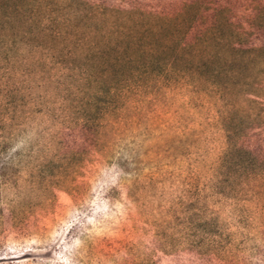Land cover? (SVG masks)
<instances>
[{
    "label": "rangeland",
    "instance_id": "374dc122",
    "mask_svg": "<svg viewBox=\"0 0 264 264\" xmlns=\"http://www.w3.org/2000/svg\"><path fill=\"white\" fill-rule=\"evenodd\" d=\"M0 264H264V0H0Z\"/></svg>",
    "mask_w": 264,
    "mask_h": 264
},
{
    "label": "trees",
    "instance_id": "16d2710c",
    "mask_svg": "<svg viewBox=\"0 0 264 264\" xmlns=\"http://www.w3.org/2000/svg\"><path fill=\"white\" fill-rule=\"evenodd\" d=\"M173 43H176L175 46H174V55L173 57L177 58L176 56H178V53H180V56L183 52V46L180 45V42H176V39H174L172 36L170 38H168V40L166 41L165 45L163 46V49H167L168 47H170ZM189 46H192V45H189ZM189 46H185V47H189ZM184 47V49H185ZM234 49H238L237 47L233 46ZM194 47L188 51V56L187 55H184L185 57H187V60H191V58H195L197 56V52L194 51ZM161 50V48L158 46L156 47V45H153L152 48H149L148 50H146L149 55H146L148 56L149 59H152L154 60L156 57H157V53L158 51ZM196 50V49H195ZM253 52V51H252ZM237 54V52H236ZM239 55V54H238ZM236 55L235 58H238L239 56ZM250 55V54H249ZM217 55L216 54H211L210 56H207V57H203L202 58V63L198 64V65H191L192 68H193V71H200L204 66H208L210 64V62H212L213 58L216 57ZM252 56V54H251ZM219 57V56H218ZM147 58V59H148ZM173 58V59H175ZM222 58V57H221ZM241 60L243 61L244 60V57L241 58ZM237 62V59H233L231 60V62ZM222 71L221 69H214L212 71V73L210 74V78L214 84V86H217V85H221L220 82L216 81L214 77H217V76H220L222 75ZM232 105V107L235 106V104H230ZM229 105V106H230ZM220 117V121L223 123L224 126H228L229 123H232L233 122V118L234 116L232 115V112L229 108H226L225 110H221V114L219 115ZM227 133H228V142H227V148L226 150L223 152L222 156L220 158L221 159V163L223 164H226L228 163L229 161V158H232L233 155L235 154V152H241L240 148L238 147V145L234 142V140L231 138V132L230 130L227 128ZM239 152V153H240ZM246 152V151H245ZM251 154V153H249ZM249 158H254V156L250 155ZM242 168V167H241Z\"/></svg>",
    "mask_w": 264,
    "mask_h": 264
}]
</instances>
